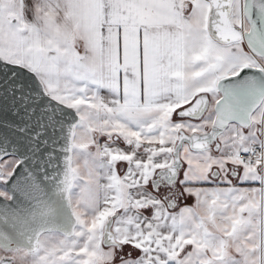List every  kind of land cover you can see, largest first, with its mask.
Instances as JSON below:
<instances>
[{"label":"snow or ice","instance_id":"obj_1","mask_svg":"<svg viewBox=\"0 0 264 264\" xmlns=\"http://www.w3.org/2000/svg\"><path fill=\"white\" fill-rule=\"evenodd\" d=\"M0 264H264V0H0Z\"/></svg>","mask_w":264,"mask_h":264}]
</instances>
